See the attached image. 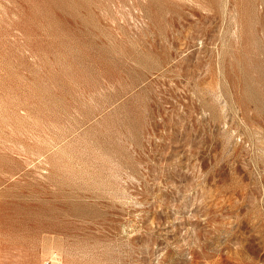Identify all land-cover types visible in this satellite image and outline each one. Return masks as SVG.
<instances>
[{"label": "rangeland", "instance_id": "obj_1", "mask_svg": "<svg viewBox=\"0 0 264 264\" xmlns=\"http://www.w3.org/2000/svg\"><path fill=\"white\" fill-rule=\"evenodd\" d=\"M0 264H264V0H0Z\"/></svg>", "mask_w": 264, "mask_h": 264}]
</instances>
